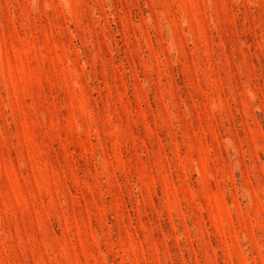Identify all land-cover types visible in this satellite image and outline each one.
Listing matches in <instances>:
<instances>
[{
  "label": "rangeland",
  "instance_id": "obj_1",
  "mask_svg": "<svg viewBox=\"0 0 264 264\" xmlns=\"http://www.w3.org/2000/svg\"><path fill=\"white\" fill-rule=\"evenodd\" d=\"M0 264H264V0H0Z\"/></svg>",
  "mask_w": 264,
  "mask_h": 264
}]
</instances>
